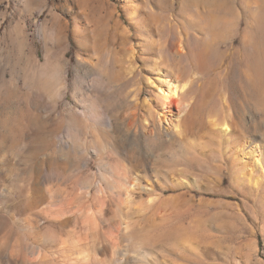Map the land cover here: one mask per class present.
Returning <instances> with one entry per match:
<instances>
[{"label":"rangeland","instance_id":"1","mask_svg":"<svg viewBox=\"0 0 264 264\" xmlns=\"http://www.w3.org/2000/svg\"><path fill=\"white\" fill-rule=\"evenodd\" d=\"M255 55L264 0H0V264H264Z\"/></svg>","mask_w":264,"mask_h":264},{"label":"bare ground","instance_id":"2","mask_svg":"<svg viewBox=\"0 0 264 264\" xmlns=\"http://www.w3.org/2000/svg\"><path fill=\"white\" fill-rule=\"evenodd\" d=\"M259 59V60H258ZM251 68L254 70V71H257V70H260L261 71V73H262V75H263V79H262V84H261V87L264 89V56L263 55H255V56H253V58H252V62H251ZM168 80V79H167ZM178 83V82H177ZM183 85V84H182ZM187 86V83H184V85L181 87V85L180 84H176V83H170V81H169V87H168V93L167 94H165V96H166V98L167 99H170L169 101L171 102V101H173L171 98H172V96H176L177 95V91H179L180 89H184L185 87ZM255 87V86H254ZM166 90V89H165ZM163 91V90H162ZM166 93V92H165ZM168 101V100H167ZM199 108H201V113H200V117H201V115H203L204 113H205V103H203V102H201L200 104H199ZM200 117H198V118H195V121L193 122L194 124V126L196 127V126H202L203 127V124H202V122H203V119H200ZM200 119V120H199ZM193 120V119H192ZM200 123V124H199ZM212 125H213V128L214 127H217L218 126V123H216V121L215 120H212ZM195 124H197V125H195ZM202 124V125H201ZM201 127V128H202ZM228 126H226L225 128H227ZM215 129V128H214ZM208 143H211V142H209L208 141ZM219 150V149H218ZM220 151V150H219ZM221 153V152H220ZM215 155H217V154H215ZM219 155V154H218ZM224 155V154H223ZM211 158L212 157H206V158H194V159H189L188 161H187V163H188V166H190L191 168H193V169H195V170H197L198 172H199V174L200 175H202V176H208V175H212V174H214L216 171H217V166H216V164L215 163H213L212 161H211ZM218 158H221V156L219 157L218 156ZM223 161H224V163L226 164V162L228 161V157H226V156H224V157H222L221 158ZM214 160H216L217 161V157H215L214 158ZM215 161V162H216ZM226 161V162H225ZM222 162V161H221ZM230 169V168H229ZM249 178L251 179V175L249 176ZM256 182V181H255ZM258 183V181L255 183V184H257ZM133 186L135 185V184H132ZM136 186V185H135ZM126 190V189H125ZM127 192V194H129L128 193V191H126ZM209 194H212V195H223V194H228V193H230L231 194V190H219V191H214V192H208ZM128 196V198H129V195H127ZM128 201V200H127ZM155 201H156V198L154 197V196H151V198L149 199V203L150 204H153V203H155ZM214 203V202H213ZM178 205H180V204H178V203H173V206H178ZM219 206V205H218ZM213 207H215V208H218L217 207V204L216 203H214V206Z\"/></svg>","mask_w":264,"mask_h":264}]
</instances>
